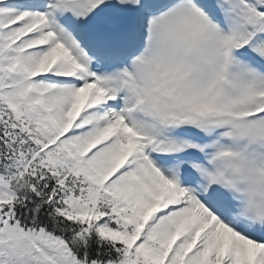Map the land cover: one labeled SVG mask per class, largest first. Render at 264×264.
<instances>
[{"label":"snow or ice","instance_id":"snow-or-ice-1","mask_svg":"<svg viewBox=\"0 0 264 264\" xmlns=\"http://www.w3.org/2000/svg\"><path fill=\"white\" fill-rule=\"evenodd\" d=\"M0 264H264V0H0Z\"/></svg>","mask_w":264,"mask_h":264}]
</instances>
